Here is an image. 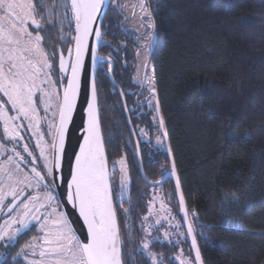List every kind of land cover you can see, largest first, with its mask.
I'll return each instance as SVG.
<instances>
[{"label":"trees","instance_id":"1","mask_svg":"<svg viewBox=\"0 0 264 264\" xmlns=\"http://www.w3.org/2000/svg\"><path fill=\"white\" fill-rule=\"evenodd\" d=\"M39 2L54 13L60 0ZM147 4L154 38L149 87L156 89L190 220L197 213L194 227L203 262L264 264V0ZM126 22L121 10H107L104 23L111 27L104 39L111 47L102 45L99 55L112 58L114 83L100 73L98 106L109 171L117 158L127 160L130 185L123 207L134 206L135 211L122 225V236L127 240L125 233L131 232L139 241L141 218L153 193L161 194L182 222L173 180L154 184L170 170V161L155 98L142 105L135 100L140 86L132 80L134 62L144 35ZM61 31L57 26L41 33L47 51L66 53L73 46L61 43ZM35 232L33 227L23 235L13 256ZM157 240L152 251L166 264H178L174 258L181 243L173 247L172 239ZM182 245L194 261L188 238ZM138 248L128 244L133 264H144L145 259L152 264L146 253L137 254Z\"/></svg>","mask_w":264,"mask_h":264},{"label":"snow or ice","instance_id":"2","mask_svg":"<svg viewBox=\"0 0 264 264\" xmlns=\"http://www.w3.org/2000/svg\"><path fill=\"white\" fill-rule=\"evenodd\" d=\"M47 7L39 0H0V212L7 217L0 226V248L4 249L0 259L4 264H36L29 259L30 253L36 255L32 242L14 256L12 249L36 224L43 231L54 216L56 230L45 233L47 247L39 253L41 264H133L127 251L129 243L139 245L138 255L147 252L155 257L156 264H162L159 255L151 252L158 243L151 236L153 226L145 227L152 215L151 202L138 229L143 233L141 239H133L131 232L125 233L127 240L122 236V225L135 208L123 207L125 201L117 199L112 182L119 164V187L123 189L127 160L121 157L113 161L109 171L101 132L97 79L102 71L111 79L113 63L111 57L99 56L98 51L102 45L111 47L104 39L111 27V23H104L106 10L116 13L123 4L121 0H60L54 13ZM140 7L146 11L145 4ZM57 26L62 29L61 43L74 45L67 49V57L63 50L47 51L41 35ZM82 82L86 92L90 89V99L84 102L78 151L68 152L66 141L70 143V127L73 131L77 128L74 114ZM147 90L153 94L147 98L150 103L156 89ZM155 110L159 113L158 102ZM163 124L161 117L158 126L163 128ZM33 138L34 145L29 143ZM157 143H161L159 136ZM35 149H39L38 155ZM171 174L175 175L174 166ZM179 188L177 179L176 190ZM179 204L182 223L174 227H182L183 222L187 227L183 233L176 232L184 239L174 242L173 247L191 237L195 260H184L182 264H199L194 227L197 213L193 212L189 220L182 195ZM68 205L86 227L83 238L66 211ZM156 223L164 226L159 220ZM144 264L149 261L145 259Z\"/></svg>","mask_w":264,"mask_h":264},{"label":"rangeland","instance_id":"3","mask_svg":"<svg viewBox=\"0 0 264 264\" xmlns=\"http://www.w3.org/2000/svg\"><path fill=\"white\" fill-rule=\"evenodd\" d=\"M121 3L123 4V8L121 12L127 20L126 24L129 27L133 28L140 36L144 35V37L139 40L140 47L136 52L135 63H136L137 69H136V73L134 76V80L135 82L138 83L140 80V77L143 76L145 72L146 80L149 82L151 69L149 65L150 60L148 62V54L150 52V49H151V46L154 40L152 21H151V9L147 4V0H121ZM142 3L146 5V11L141 9L140 5ZM35 142L36 141L33 138V140H31L29 143L34 145ZM34 151H35V154L37 155L39 154V149H35ZM120 158L121 157L117 158L115 161H119ZM120 167L121 166L119 164L116 165V172H115L116 179L113 180L112 182L113 186L116 188L115 195L118 200L121 197L123 199L128 197L129 185H130L128 170H127L126 172L127 179H125L124 181L123 189L121 190V188L119 187L120 176H121ZM111 170H112V165H111ZM151 212H152L151 218L148 222H146L145 227H147L148 224H152L153 230L151 233L156 234L154 235L155 236L154 238L156 239L162 238L165 240L172 239L171 241H174V242L184 239L183 236L178 237L176 235L177 231L183 233L182 227L181 229L174 227L175 225L179 224V222L172 215V212L170 211L169 206L165 202V198L159 193H153L152 195ZM6 218L7 217H5L4 213L0 212V226L3 225L4 220ZM54 219L55 217L53 216L52 220L48 221L47 227L43 231H41L39 224H36V226L34 227L36 232L34 233V235H32L29 238V240L26 243H24V245L27 244L28 242L33 243L36 255L35 257H33L30 253L29 259H34L36 261V264H41V258L39 256V253L40 251L45 250L47 247V245L44 243L45 233L54 232L56 230V225L52 222ZM157 220H159L164 226L160 227V225L156 223ZM166 232L169 234L168 236H165ZM3 251L4 249L0 248V253H3ZM151 252H153L152 249H151ZM145 253L147 254V252ZM149 258L151 259L152 264H156L155 257L149 256ZM184 260H192V259L190 258V256L184 249V246L181 243V247L178 250V255L176 257V261L178 262V264H182ZM162 264H166V263L162 261Z\"/></svg>","mask_w":264,"mask_h":264},{"label":"water","instance_id":"4","mask_svg":"<svg viewBox=\"0 0 264 264\" xmlns=\"http://www.w3.org/2000/svg\"><path fill=\"white\" fill-rule=\"evenodd\" d=\"M92 43L95 46V42L93 41ZM71 47H74V45L71 46ZM65 55L67 57V52H66ZM98 55H99V51H98ZM149 60H150V52L148 54V62H149ZM153 97L155 98V105H156L157 102H158V97H157V93L156 92H155V95ZM87 99H90V89L86 92L84 87H83V82H82L79 103H78V106H77V109H76V113L74 114V119H75V123H76L77 128H76L75 131H73L71 129V127H70L69 133H68V136L70 137V143L68 141H66V150L68 152H72L74 149L76 151H78V142H80L79 138L83 134V128L81 127V125L84 123V119H85L84 108L86 107V105L84 104V102ZM158 105H159V103H158ZM156 115L158 117V120H160V118H161L160 108H159V113L156 112ZM161 129L165 133L164 127L161 128ZM164 141H165V149H166V152L168 154L169 161H170V170H169L168 173H166L163 176V179L161 181H164L166 179L173 180V182L175 184V189H176V181H177V179L179 180V177H178L177 170H176V167H175L174 158H173L172 152H171L169 144H168L167 136L166 137L164 136ZM138 154H139V151H138ZM139 162H141L140 156H139ZM173 166H174V170H175V175L171 174L172 170H173ZM65 173H67V164L65 165ZM161 181L160 182H156L154 184H160ZM179 184H180V181H179ZM61 190H63V189H61ZM176 194H177V197H178V202H179V199H180L181 195L183 196V199L185 201V198H184V195H183V191H182V188H181V184H180L179 190L178 191L176 190ZM179 207H180V204H179ZM185 210L188 212L187 206H186V201H185ZM66 211L68 212V215H69L70 219L72 220L73 225L76 228L78 234L81 236V238H83V236L86 234V227L83 226L82 219H80L78 217V213L75 210H73L70 205L67 206ZM180 213H181V209H180ZM181 215H182V213H181ZM188 219L190 220L189 214H188ZM183 226H184V229H186L187 222H183ZM188 241H189V244H190V247H191V237H188ZM197 245H198V243H197ZM198 247H199V245H198ZM191 251H192L193 258L195 260L196 251L192 247H191ZM199 264H204L201 252H200V262H199Z\"/></svg>","mask_w":264,"mask_h":264},{"label":"flooded vegetation","instance_id":"5","mask_svg":"<svg viewBox=\"0 0 264 264\" xmlns=\"http://www.w3.org/2000/svg\"><path fill=\"white\" fill-rule=\"evenodd\" d=\"M141 46H142V44H141ZM141 48H143V47H141ZM136 69H137V67H136V63L134 62V73H133V82L135 83V84H137V85H139L140 86V88H139V90H138V93H137V95L135 96V100L136 101H138V105H142V104H148L149 102L147 101V98L149 97V96H152V93L150 92V91H148L147 89H149L150 87H149V82L146 80V73L144 72V74H143V76H141L140 77V80H139V82L137 83V82H135V80H134V76H135V73H136ZM110 76H111V78H112V80L114 81V79H113V77H112V73L110 74ZM119 92H121L120 91V89H119ZM143 92V95L145 94V96H143V100H140L139 99V95L141 94ZM152 99H154V97L152 98ZM123 100V99H122ZM124 107H125V109H126V105L124 104ZM157 116V115H156ZM158 118V117H157ZM1 128H0V131H2V126H0ZM138 156H139V154H138ZM169 171H167L166 173H168ZM165 173V174H166ZM164 174V175H165ZM162 179H163V177H162ZM161 179V180H162ZM161 180H159L158 182H160ZM165 181V180H164ZM163 181H161V183H162ZM184 227V226H183ZM185 230V229H184ZM34 235V234H33ZM151 235H153V237H155L154 235H156V234H153V233H151ZM160 236V235H159ZM162 239V238H161ZM163 240H165V239H163ZM1 261H3L2 259H0V263H1Z\"/></svg>","mask_w":264,"mask_h":264}]
</instances>
